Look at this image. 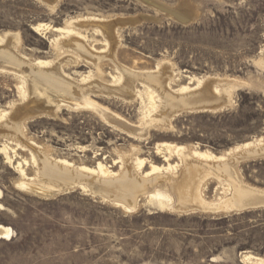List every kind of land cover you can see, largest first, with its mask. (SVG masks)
<instances>
[{"label":"rangeland","instance_id":"1","mask_svg":"<svg viewBox=\"0 0 264 264\" xmlns=\"http://www.w3.org/2000/svg\"><path fill=\"white\" fill-rule=\"evenodd\" d=\"M75 38L90 52L68 44ZM0 39V49L29 68L0 58V122L21 109L14 122L22 126L21 137L0 132V224L14 234L0 241V264H244V254L264 259L263 207L161 211L147 200L158 192L172 207L177 203L173 185L194 150L225 155L264 135V0H0ZM38 61L49 64L38 67ZM28 65L34 72L53 70L57 80L74 86L98 88L76 99L48 87L44 105L37 100L40 80ZM127 73L157 76L177 96L202 79L198 91L226 104L216 113L183 111L171 116L169 126L156 127L155 113L141 104L144 79L132 82V94L120 90ZM223 84L233 88L230 95L222 93ZM81 102L123 123L110 124L97 111L75 106ZM164 143L175 152H157ZM39 151L73 170L100 164L108 171L104 179H117L143 160L134 169L149 179L146 194L136 196L132 208L90 188L41 198L18 187L15 170L20 163L34 179ZM152 166L160 171L151 174ZM236 169L246 186L264 191V160H243ZM198 175L201 200L230 197L231 191L222 192V178L202 169Z\"/></svg>","mask_w":264,"mask_h":264},{"label":"bare ground","instance_id":"2","mask_svg":"<svg viewBox=\"0 0 264 264\" xmlns=\"http://www.w3.org/2000/svg\"><path fill=\"white\" fill-rule=\"evenodd\" d=\"M57 30L62 33L69 32L68 28H59ZM107 30L109 31V29ZM106 35H109V32H107ZM68 44H71L76 50L81 53L87 54L90 52L87 51V48L84 47L81 40L77 38L70 40ZM0 58L11 61L20 67L29 69L23 62L14 57L6 49H0ZM48 64L49 63L47 61H38L36 63L38 67H44ZM30 68V70L34 72V70H32V67ZM52 71L53 70L34 72V76L38 77V79L40 80V85H37L36 88V90L39 92L37 100H43L44 105L49 104V100L48 98H46L47 96L44 93L46 89H49L48 87L53 89L61 88L65 92L70 93V97H76V99H81L85 94H87V92H91V90H93V87L98 88L94 84H89L88 86H74V84L67 83L64 79H61V81H59L54 77ZM127 75L128 80L126 79L127 82L124 81V86V82L122 83V87L120 88V90H122V92L124 91L132 94V92L134 91L132 82L134 80H137V78L144 79L143 82H145L146 85L143 84V91L139 94L141 104L144 105V111L147 114H151L152 112L155 113L153 117L154 121H152V123L156 127L169 126V119L171 118V116L183 111H187L184 108L189 102L196 103L197 101H204L207 97L209 98V96L207 95L209 94V92L207 93V91L203 89H201L200 92L198 91V89L202 88L203 86L202 79H197L196 87L195 89H193V91H190L183 96H177L175 94H172L173 92H169L170 90H166L163 85L164 82L161 81V78L157 76L149 74L147 75L148 78H146L145 76L138 77L135 73H127ZM252 85V82H248L249 87H251ZM231 88L232 87L226 84L221 85L223 94L230 95L231 92H229V89ZM214 93L220 94L221 92H219L217 87H214ZM34 96L35 93H31V97L33 99H35ZM228 99V101L230 102L231 98ZM215 100L218 101L217 99ZM32 102L33 101L31 100L30 103L32 104ZM75 106H78V108L82 107L85 109H92L97 111L99 113V116H101L103 120L110 124L123 123V121L118 117L112 116L110 113L103 111L101 108L91 102H81ZM20 111L21 109H18L14 113L12 118L8 121H4V123L1 121L3 125L0 126L1 133L8 132L15 135L16 137L22 136L21 124L14 122V120L16 121L19 118V115L21 114ZM188 111H191V109ZM16 146H19V144L16 143ZM176 148L177 147L172 144L164 143L157 147V152L165 151L171 155L175 152ZM6 150L7 149L4 145V147L1 149V152L5 154ZM256 153L264 155V135L253 140L252 142H248L241 146L235 147V149H232L229 152L227 151L225 155H228V158H225V155L217 156L208 151L194 150L190 153L189 158L186 157V160L184 162L185 167L183 178L181 179L179 184L174 183L173 185V188L178 195L177 203H175V205L172 207L171 199H168L158 192L150 193L147 197V200L150 203L156 205L161 211L166 208H174V210L179 211L198 209L204 212L213 213L221 211H234L236 213H239L251 209L261 207L264 208V191L246 186L240 180V177H238V175L236 174V167L240 161L264 160L263 158L257 157L249 159L248 155H253ZM181 155L185 156V153L182 152ZM37 156L41 164L34 179L27 177L26 171L23 169L20 163L17 164L15 170L18 172L19 177L22 180L21 182H19L18 187L41 198H52L67 191V189H72L73 187H79L83 191L87 188H90L96 192L98 191L107 196L116 198L117 203H121L123 208H132L134 206V199L136 198V196H139L140 194H146L145 188L149 183V179H141L134 169L137 168L138 170H140L143 166V160L136 159V166H134L133 163L131 170H128L123 174V176L117 179H104V176L108 173V171L100 164L97 166V170L84 168L83 170L78 171L64 165V163L57 162V164L59 163V165H57L55 164V161L54 163L48 161V159H46V157L40 151L38 152ZM35 159L36 157L33 155V160ZM6 160L10 162L7 156ZM168 168H171V166L168 165ZM201 169L206 170V172H213L216 177L222 178L225 182V184L222 185V192L225 195L227 192L231 191L230 197H225L217 202H205L201 200L199 197V193L196 190L197 185H200L202 181L201 177L198 175L199 170ZM159 171L160 168L153 166L151 167V174L157 173ZM148 176H150L148 173L143 175V177L145 178ZM159 180L160 179L158 178L157 181ZM1 196L2 192L0 191V199L2 198ZM2 211H4V207L0 204V212ZM13 235V231L10 227L0 224V241H10L12 237H14ZM241 257L244 264H264V259L254 257L250 254H244Z\"/></svg>","mask_w":264,"mask_h":264},{"label":"water","instance_id":"3","mask_svg":"<svg viewBox=\"0 0 264 264\" xmlns=\"http://www.w3.org/2000/svg\"><path fill=\"white\" fill-rule=\"evenodd\" d=\"M181 21H183V23L186 24V23H190L192 19H183ZM225 104H226L225 101L222 100L216 101L214 98L207 97L204 101H197L196 103L189 102L188 104H186L187 106H185L184 109H186L187 111L191 109L190 112L195 111L196 113H216L218 111H222L225 107ZM248 157L249 159H253L256 157L264 159V155H261L260 153L248 155Z\"/></svg>","mask_w":264,"mask_h":264},{"label":"trees","instance_id":"4","mask_svg":"<svg viewBox=\"0 0 264 264\" xmlns=\"http://www.w3.org/2000/svg\"><path fill=\"white\" fill-rule=\"evenodd\" d=\"M251 214V212H249V213H243V214H239L238 215V217L239 218H246L247 216H249ZM237 217V215H233V216H230V217H228V218H226V219H229V218H236Z\"/></svg>","mask_w":264,"mask_h":264}]
</instances>
